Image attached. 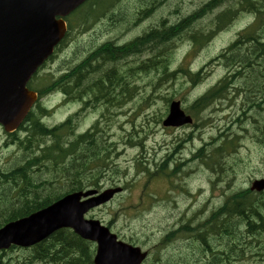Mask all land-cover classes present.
Returning <instances> with one entry per match:
<instances>
[{"label": "trees", "instance_id": "16d2710c", "mask_svg": "<svg viewBox=\"0 0 264 264\" xmlns=\"http://www.w3.org/2000/svg\"><path fill=\"white\" fill-rule=\"evenodd\" d=\"M169 1L88 0L66 19L68 33L58 51L65 48L74 33L90 32L104 21L107 23L102 25V29L110 26H114V29L122 26L123 30L130 29L155 15L161 8L166 7ZM179 10L180 6L177 5L176 13H169V16L179 14ZM245 15H249L253 22L214 59L226 69L227 74L204 95L194 100L187 108V113L204 123L203 112L219 103L230 102V86L237 85V89L244 91L242 103L244 107L247 106L244 112L247 114L251 108L250 111L262 117L261 120L254 119L253 129L256 141L264 144V0H207L175 21L161 17L142 36L123 44V47L112 42L90 46L84 60L82 56L85 53L78 55L76 64L82 60L78 66L69 67L62 77L53 82V78L49 83V79H38V82L34 83L35 80L31 89L39 92L40 97L52 89L75 96L79 101L95 96V106L109 109L110 106L116 105L124 107L139 94L140 86L137 82L142 75L158 79L157 83L153 82L154 90L179 78L186 79L194 88L203 83L205 75L202 70L192 71L185 62L174 69L172 66L175 64V49L186 42L196 53ZM126 31H123V36ZM184 50L187 54L190 52L187 46ZM130 58L135 60L129 61ZM121 61L123 66L119 63ZM51 75L52 73L46 74V78ZM236 94L240 95V91H236ZM174 98L175 96H172L167 100L168 105ZM143 101L146 103L145 99ZM183 101L185 102V99ZM40 110L38 102L20 130L11 135L20 148L29 154H25L20 164L5 170L0 168V228L49 206L69 193L91 188L100 190L105 182L115 186V181H118L115 177L127 176V171H123L113 159V153L117 155V142L110 143L105 138L106 133L100 122L93 130L75 137L73 133L76 134V125L73 118L56 128H47L42 125L41 117L38 116ZM21 131L24 132V138L18 135ZM135 133L137 132L133 130L129 137L132 138ZM67 136L74 139H67ZM223 136L212 138L196 155L210 171L218 174L227 170V154L230 145L233 146L235 142L229 140L230 136L220 140ZM48 137H52L50 144L45 143ZM226 139L227 142L224 141ZM149 164L144 160L137 163V173L146 176L147 185L161 179L168 182L175 176L176 171L169 170L166 165ZM135 180L136 178H132L131 184L126 182L125 187L132 189L138 185ZM147 185L145 184V190H142L140 201L143 197L148 198ZM236 200L238 205H235ZM236 200H233L235 207L233 204L226 205L218 213L216 217L219 220L213 225L191 230L192 234L197 233L202 243L172 258L159 251L153 255L149 264H207L204 256L216 248L220 253L212 255V260H209L211 262H208L224 264L239 256L243 249L262 247L264 243L259 242L264 241V235H260L264 225L263 228L253 227L259 221L264 222V215L259 209L261 207L264 210V206L259 205L257 200L244 197ZM231 206L235 209L232 210ZM120 211H123V206L118 210ZM115 221L116 219L111 220L110 225ZM210 233L216 235L210 236ZM241 242L247 246L239 248L244 246ZM165 246L166 244L163 247ZM17 250L20 249L12 247L8 251H1L0 264H93V245L69 229L56 232L32 249L20 250L22 253L20 252L18 257L13 256ZM198 259L201 260L197 262ZM254 262L252 264H258L257 261Z\"/></svg>", "mask_w": 264, "mask_h": 264}, {"label": "rangeland", "instance_id": "374dc122", "mask_svg": "<svg viewBox=\"0 0 264 264\" xmlns=\"http://www.w3.org/2000/svg\"><path fill=\"white\" fill-rule=\"evenodd\" d=\"M206 1L207 0H170L166 3V7L161 8L155 15L148 17L143 22H139L140 24L138 23L136 26H132L131 29L125 28L123 30V28H121L119 31L115 32V35H120L123 31L128 29L126 31L127 33L125 32L123 36V41L127 43L134 38L142 36L145 30L155 22H158V19L161 17H170L169 19L175 21L183 14L193 11ZM177 5L180 6L179 14L169 16L171 15L169 13H176L175 10ZM250 19V16L240 17L229 29L220 32L207 46L196 53H193L194 50H191V47L189 48V44L186 42L181 43L175 49V64L172 66L174 69H177L182 62H185L186 65L195 72L205 67L204 74H207V77L197 88H190L186 79L181 78L176 81L162 84L158 89L154 90L153 82H158L156 78L151 79L150 77L143 76L142 79H139V85L141 87L140 93L123 108L122 116L116 119L117 123L115 125L113 124L111 127H106L109 128L108 131L112 140L117 142V155H115L114 152L113 159H115L116 164H118L123 171H127L126 178L122 175L119 178L115 177V179L120 182L119 185H124L126 182L131 184L132 178H136L135 181L138 185H135L132 189L129 188L128 192H125L120 198H116L109 205L91 212L88 215L89 217L101 220L107 225L113 217V213L117 207L119 208L120 205H123V207L133 204L136 205L137 200L132 198L140 199V197H142V190H145V184L147 185L146 176L137 173L138 160L161 163L166 160L170 161L171 159L178 158V155L182 158H187L190 155V151L194 148H201L204 141L209 142L211 137L217 136L220 131L222 132L223 129L229 126L230 122L236 118L234 109L229 110L226 108L224 111H219L216 108H210L205 115L206 117H212V125H207V123H205V126H201V128L185 127L181 129H164L162 125L156 123L160 115L165 113L166 98L175 96V99L181 101L185 99V103L189 105L194 99L204 94L208 88L215 85L225 76L226 69L213 61V59L235 40L238 33L248 25ZM107 36H109V33L105 31L97 33L88 32L82 35L76 33L68 43L69 45L72 42L75 45V49L73 46L66 48L62 57L66 58L69 55L71 58L73 52L75 53L77 50V44L79 53L81 54L93 44H101L104 42ZM93 38H97V40L94 41ZM186 46L190 51L188 55H186L184 50ZM61 61L62 60L59 58L57 63L51 62L48 69L39 73V80L45 79L46 81V74H48L49 71L56 73L57 69L60 67ZM151 96L152 99L149 101L150 103L146 104L143 99ZM51 103H55V101ZM51 103L45 102V105L50 107ZM65 111L66 110H64V112ZM61 114H63L62 111L58 114L54 113L51 116H47L44 118V122L50 126L59 124L64 119L61 117ZM248 114V112L247 114L245 113L244 120L246 123L252 124L254 128V119H261L262 117L259 114ZM98 117V112L87 113L80 122V128H89ZM224 117H227L229 120L224 121ZM133 130L139 132L133 136L134 139L132 143L135 144V141L139 142L143 139V147L128 144V135L132 133ZM234 130L235 132H239L237 126L234 127ZM7 140L5 131L0 128V168L4 170L20 164L25 154H29L24 152L17 145H6ZM237 150V157L241 158L245 163L240 166V169H243V171L239 175L234 174L232 169L228 168L220 175V183L214 185L212 181L216 179V175H211L210 170H200L197 165L181 168L182 170H179L180 172L173 178L175 189H173V185L170 181L165 183L158 180L156 183L148 184L146 190L150 201L153 200L152 195L157 196V199L153 201L148 208L144 209V216L140 214V207L137 209L136 214H129L127 211L123 212V214L116 218L117 226L116 229L114 228V232L122 233L124 237H139L137 238L139 246L145 250H149L161 240V232L171 228L175 219V217H172V211L176 207L182 210L186 209V207H189V202L192 198L193 202H197V209H199L200 205L207 204L206 202H209L210 198L217 196V194H222L227 190L238 191L248 188L250 185V177L258 176L264 172V150L257 145L247 133L239 140L236 151ZM233 154L235 155V152ZM171 162H173V160H171ZM190 170H196V172L186 176L184 173ZM234 177H236V179L232 181ZM105 184V189H107L110 185H108V182H105ZM229 184L230 188L228 189ZM189 193L191 194V196L189 195L191 198L188 199ZM143 194H145V192ZM127 196L130 198L125 199ZM247 198L253 201L258 200V202H255L264 206V196L259 199H254L253 197ZM197 209L192 211L190 215L194 214ZM259 209L260 213L264 215L263 208L260 207ZM137 217L142 218L138 219ZM180 219V216H178L175 221L179 222ZM146 235L149 236L146 237ZM261 235H264V233ZM188 249L191 250L188 241L185 243L179 241L171 248H167L164 254L172 258L178 256L181 252L186 253L185 251ZM219 253L220 250L216 248L212 252V255ZM16 255L18 257L19 254L15 253L13 256ZM200 260L201 259H198L197 262ZM250 262L251 261L236 264H250Z\"/></svg>", "mask_w": 264, "mask_h": 264}, {"label": "water", "instance_id": "95a60500", "mask_svg": "<svg viewBox=\"0 0 264 264\" xmlns=\"http://www.w3.org/2000/svg\"><path fill=\"white\" fill-rule=\"evenodd\" d=\"M86 0H0V124L7 132L19 127L36 101L26 84L53 53L66 32L64 17ZM173 102L164 125L179 127L191 123ZM252 190L263 191L264 179ZM121 188L105 191L99 197L81 202L97 191L73 193L29 217L0 229V251L12 245L32 247L56 231L71 228L83 239L98 243L95 264H142L147 257L138 247L118 242L99 221L85 220L92 208L110 201Z\"/></svg>", "mask_w": 264, "mask_h": 264}, {"label": "flooded vegetation", "instance_id": "af4514ba", "mask_svg": "<svg viewBox=\"0 0 264 264\" xmlns=\"http://www.w3.org/2000/svg\"><path fill=\"white\" fill-rule=\"evenodd\" d=\"M237 193H233L230 191H226L223 192L222 194H217V196H213L212 198H210L209 202H206L207 204L204 205H200L199 209L198 208V204L197 202H193V200H190V205L189 207H186L185 212L187 214H191L192 211H194L195 209H197L196 213L198 215H207L209 213H213L216 212L218 209L220 208H224L226 205H229L231 203V200H236V199H240L241 197L247 198V197H253L254 199H259L261 197L264 196V192L263 193H255V192H241L238 195L239 196H235ZM189 199V198H188ZM237 201V200H236ZM234 202H232L231 204H233ZM189 229H191L190 225H189ZM190 241V236L187 238ZM241 244H244L241 242ZM247 245L244 244V246H241L239 248H243L246 247ZM264 247V245H263ZM253 249V248H251ZM249 249V250H251ZM248 250V248H247ZM247 250L243 249V252L241 253L242 255L237 256L236 258H233L234 261L240 259L242 261H262V264H264V254L259 253L258 251L252 250L251 255L250 256H246L245 252H247ZM212 253L211 252H207L206 256H204V260L206 261V263L208 264L209 260H212Z\"/></svg>", "mask_w": 264, "mask_h": 264}, {"label": "bare ground", "instance_id": "6f19581e", "mask_svg": "<svg viewBox=\"0 0 264 264\" xmlns=\"http://www.w3.org/2000/svg\"><path fill=\"white\" fill-rule=\"evenodd\" d=\"M128 7V6H127ZM216 7V6H215ZM113 8V7H112ZM139 8V7H138ZM213 8V7H212ZM155 9V8H154ZM203 13V12H202ZM170 18V17H169ZM201 18V17H200ZM140 24V23H139ZM157 27V26H156ZM131 29V28H130ZM181 33V32H180ZM169 35V34H168ZM116 45V44H115ZM264 48V47H263ZM101 56V55H100ZM262 56H264V55H262ZM99 58V57H98ZM261 58V57H260ZM91 63V62H90ZM108 63V62H107ZM104 65V64H103ZM111 66V65H110ZM102 67V66H101ZM76 74V73H75ZM175 75V74H174ZM68 80V79H67ZM225 81H227V80H225ZM79 82V81H78ZM220 84H221V82H220ZM224 85V84H223ZM124 88V87H123ZM255 88H257V87H255ZM255 91V90H254ZM249 92V91H248ZM251 94V93H250ZM257 100V99H256ZM263 105V104H262ZM252 109H257V110H259L257 107H255V108H253L252 107ZM250 110H251V108H250ZM249 110V111H250ZM247 111L250 115H252L253 113H255V112H253V111ZM262 111H264V110H262ZM259 113H260V111H258ZM262 113V112H261ZM248 114V115H249ZM251 118V117H250ZM259 120H261V119H259ZM262 122V121H261ZM264 124V123H263ZM243 198V197H242ZM241 199V198H240ZM240 201H242V200H240ZM258 201V200H257ZM243 202V201H242ZM245 202V201H244ZM239 204V202L237 201L236 203H235V205H238ZM248 204V203H247ZM235 205L233 204V206L235 207ZM242 207V206H241ZM244 207V206H243ZM236 208H238V207H236ZM231 209L233 210V209H235V208H232V206H231ZM246 209V208H245ZM242 210V209H241ZM236 211H238L239 212V210H236ZM226 212V211H225ZM235 213V212H234ZM263 213V212H262ZM238 215V214H237ZM241 217V216H240ZM245 220H247V219H245ZM238 222V221H237ZM225 223V222H224ZM239 223V222H238ZM238 225V224H237ZM250 227V226H249ZM247 236V235H246ZM259 243H264V241H261V242H259ZM65 245V244H64ZM78 246V245H77Z\"/></svg>", "mask_w": 264, "mask_h": 264}]
</instances>
